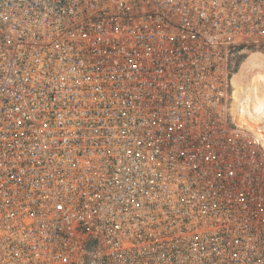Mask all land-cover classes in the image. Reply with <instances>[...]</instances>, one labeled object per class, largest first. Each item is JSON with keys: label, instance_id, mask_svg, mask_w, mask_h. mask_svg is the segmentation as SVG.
Instances as JSON below:
<instances>
[{"label": "built area", "instance_id": "1", "mask_svg": "<svg viewBox=\"0 0 264 264\" xmlns=\"http://www.w3.org/2000/svg\"><path fill=\"white\" fill-rule=\"evenodd\" d=\"M249 48L264 0H0V264H264Z\"/></svg>", "mask_w": 264, "mask_h": 264}, {"label": "rangeland", "instance_id": "2", "mask_svg": "<svg viewBox=\"0 0 264 264\" xmlns=\"http://www.w3.org/2000/svg\"><path fill=\"white\" fill-rule=\"evenodd\" d=\"M236 60L237 66L234 76V85L236 90L237 102H253V106L256 109L255 111L258 114L260 113L259 115L262 116L264 115V113H262V109L264 106L258 108V104L256 105V102H254V100L256 101L258 97V103L264 105V81L261 82L262 86L259 87L260 83L258 82L260 81H257V78L259 79V77H256L260 73L263 75L262 72L264 71V51L255 48H249L244 50L241 54H238ZM257 69L259 70V72L257 71ZM257 121L258 120H256V122L253 121V124L260 125L261 122Z\"/></svg>", "mask_w": 264, "mask_h": 264}, {"label": "bare ground", "instance_id": "3", "mask_svg": "<svg viewBox=\"0 0 264 264\" xmlns=\"http://www.w3.org/2000/svg\"><path fill=\"white\" fill-rule=\"evenodd\" d=\"M257 71L259 72L258 69H257ZM257 71H256V72H257ZM262 73H263V75L260 73L259 75L257 74L258 76H256V77H259V79L257 78V81H260V82H258V83H260L259 87L262 86V85H261V84H262L261 82L264 81V71H263ZM252 79H253V78H252ZM254 80H255V79H254ZM249 93H250V92H249ZM254 102H256V105L258 104L257 106H261V105H263V104L258 103V97H257V100H256V101L254 100ZM253 104H254L253 102H250V104H249V106H252V110L254 109ZM258 108H259V107H258ZM258 108H257V109H258ZM262 113H263V112H262ZM252 114H253V113H252ZM257 114H258V113H257ZM259 114H260V113H259ZM262 116H263V115H262ZM258 121H259V120H258ZM258 121H257V122H258ZM255 122H256V120H255ZM259 123H260V122H259Z\"/></svg>", "mask_w": 264, "mask_h": 264}]
</instances>
